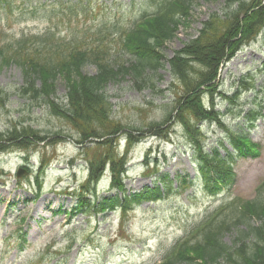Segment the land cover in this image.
<instances>
[{
  "label": "rangeland",
  "instance_id": "rangeland-1",
  "mask_svg": "<svg viewBox=\"0 0 264 264\" xmlns=\"http://www.w3.org/2000/svg\"><path fill=\"white\" fill-rule=\"evenodd\" d=\"M84 1L88 2L91 0ZM157 1L159 0H156V2L153 0H96V2L102 3L103 7H105L99 16L100 23H116L122 20L123 15H128L129 25H132L146 10L150 12L157 11ZM224 7L225 0H218L213 3L201 2V4L195 6L189 23L183 25L179 30L178 36L168 42L162 50L165 57V66L160 71L162 78L157 90L152 91L150 88H142L130 76L121 77V80L118 79L108 85L107 94L114 105L112 108L113 117L121 121L122 125H126L129 128H143V131H145L141 142L136 145L131 154L133 160L129 169L131 178L126 180L127 190L140 191L145 186L152 184L151 179L146 178L147 175L144 174L145 166L142 160H144L151 146L157 148L159 147L158 144L161 143V154L159 157L162 166L161 172L170 174V181H174L175 192L163 202H157L152 204V206L149 203L137 206L134 212L129 214V222L126 229L128 235L120 228L119 213L111 212L108 218L99 216V221L101 222L99 225V236L94 237L93 242L84 240L83 244L77 245L69 255L67 264H154L159 261L160 256L167 253V250L173 246L175 240L186 233L191 222L200 220L206 213L213 211L228 201V195L226 194L218 198L210 197L202 189L200 191L198 188L194 189L196 186L189 187V191L193 189L189 193L192 196L197 195V198L194 199L189 197L188 192L182 194L177 192L179 180L176 175L188 173L194 176L196 173V169L193 167H196V165L191 160L192 152L186 149L188 138L186 140L179 128L175 127L169 142L160 141L154 136L155 132H150L148 127L152 122L161 123L165 121L168 114L176 106L177 101L174 96L176 89L175 87L174 89L170 88L172 74L169 70L168 60L173 58L177 51L187 46L192 39L197 38L204 22L209 19L210 15L214 12H224L222 11ZM41 13L29 10L25 13L23 19H20L23 12L18 10L9 20L5 13L1 12L0 25L2 24L6 28L9 36L19 37L23 34L44 32L52 27V23L45 21ZM247 16L244 19L251 17V14ZM56 23L61 24L60 21ZM88 25L93 26L94 22H90V24L82 23L80 26L75 23H67V28L62 26L63 34L69 37L79 35L81 32L79 30ZM127 57L124 55L123 59H127ZM263 63L264 41L260 37L257 41L244 46L232 62L222 69L221 77L219 78L221 85L218 84L219 92H217L218 95L215 98L216 107L224 115L227 130L230 132L242 133L241 135L248 134L250 125L246 114L253 111L255 116L259 115L260 117L256 129L250 133L253 140L260 145V156L239 159L235 164L237 176L231 194L242 200L256 198L260 194L259 190L261 187L264 191V73L257 72L258 67ZM96 72V67L92 65L86 66L83 70L84 74H96ZM246 74H249L248 76L254 74L256 77L255 82H252L254 84L252 90L243 93L236 100V103L225 99L223 97L224 94L229 97V95H233L234 92L238 91L240 80H247ZM0 84V93H5L0 95L5 102L4 107L0 106L1 129L7 128L14 122H19L21 116L28 120V124H32V120L34 126L46 128L45 134H48L47 132L52 129H61L64 123L46 113V110L42 108L39 110L31 109L30 116L25 106L27 99L18 96L17 93L24 85L22 71L17 65L3 68L0 65ZM160 90L165 91L162 96L160 95ZM54 91H56L57 97L65 95L67 81L64 77L57 81ZM7 98H9L8 101H6ZM202 127L208 136L207 146L215 145L227 135V133L223 132L226 129H219L214 124H206L204 122ZM62 128L66 129L67 134H63L65 141L55 146L56 158L52 162V168L48 170L45 179V195L38 200H34L32 188L35 187V176H32L29 181L27 178L24 179L23 182L26 183V187L20 188H16L17 181L15 182L14 178L9 179L7 182L0 180V259L4 254L7 256L4 264H21L20 259L24 260L29 255H33L36 248L44 246L50 239L60 236L61 232H63L58 229L59 224L64 223L65 216L56 214L55 211L60 204H64L66 208L72 206V200H64V198L58 197L59 192L54 191L62 190V187L72 180H82L83 171L77 167L73 169L74 174L72 176L67 175L70 159L78 156V152L76 150L77 146L67 136L68 134H75V131H68L65 125ZM134 129L136 128L132 130ZM125 145V141H123L121 148L123 149ZM48 151L49 154L47 156H50L53 151L51 149ZM19 155L20 153L0 154V168L3 167L7 172L12 171V175H14L16 167L21 163L18 158ZM39 155L40 153L35 155L32 160L35 165L40 164ZM35 170L37 171V169ZM60 176L63 177L64 182L57 185ZM108 180L109 178L106 176L101 182V188L107 186ZM163 186L165 187L164 183ZM165 189L167 188L165 187ZM8 205L15 207L5 211ZM17 211L22 213L23 217L31 218L28 223V239L31 244L27 252L23 254L25 256L24 259H19L16 248H8V244L5 242L6 237L18 227L16 223L19 219H17ZM188 212L192 214V217L188 221L180 222L178 218ZM85 220L86 217L82 219L81 216H78L71 227L75 225L78 230H82L86 227ZM94 222L97 223L95 220ZM114 232L115 234L118 232L119 237L115 241L107 237L108 235H113ZM234 238L233 231H230L224 236V241L231 244ZM105 245H107L104 250L107 253V259L102 257Z\"/></svg>",
  "mask_w": 264,
  "mask_h": 264
},
{
  "label": "trees",
  "instance_id": "trees-1",
  "mask_svg": "<svg viewBox=\"0 0 264 264\" xmlns=\"http://www.w3.org/2000/svg\"><path fill=\"white\" fill-rule=\"evenodd\" d=\"M216 1L218 0H163L159 12L147 17L135 29L122 32L121 49L118 51L122 54L114 62L110 58L111 54H105V51H99L94 57L96 60L85 54H77L68 62L56 66L25 61L26 58L16 59L15 63L21 66L26 78L23 94H28L36 102L48 103L55 115L82 133V139L115 135L125 126L113 117V105L107 95L108 85L121 80V77L130 76L142 88L157 90L162 78L160 71L165 66L162 53L165 45L178 36L181 26L189 23L195 6L201 2ZM222 11L224 12L212 13L203 24L199 37L191 40L168 60L174 80L182 84L185 96L188 95L179 100V111L184 108H200L199 101L203 94L200 92L201 87L214 82L223 60L249 42L264 26L263 0H225ZM248 14L251 17L244 19ZM102 41L105 44V40ZM105 45L101 48L108 50ZM124 55L128 56L127 59H123ZM12 60L7 57L3 59L7 64ZM90 63L99 67L96 75L83 73V69ZM60 77L67 81L65 99L68 103H56L51 99L56 94L54 89ZM159 92L162 93L161 90ZM180 116H183V112L179 118ZM156 126L154 124L151 127ZM141 130L139 128L135 131ZM2 140L23 144L27 149L34 140L42 142L45 138L39 130L19 123L8 131H0V141ZM135 140L134 134L128 133V149L134 146ZM99 148L109 150L99 152L91 162V181L101 175L109 163L114 175V186L123 187L121 175L126 171L127 158L119 159L108 140L100 143ZM203 159L213 162L218 170L226 173V163L223 160ZM207 162L206 168L209 165ZM235 212L226 220L209 225L201 242L179 250L163 264H221V260H226L228 264H264V200L242 202ZM229 231L236 233L233 246L227 245L223 239L224 234Z\"/></svg>",
  "mask_w": 264,
  "mask_h": 264
}]
</instances>
